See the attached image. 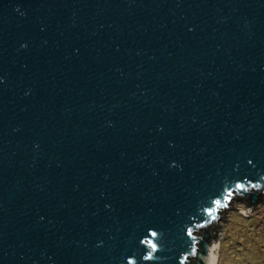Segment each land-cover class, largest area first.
<instances>
[{"label": "water", "instance_id": "95a60500", "mask_svg": "<svg viewBox=\"0 0 264 264\" xmlns=\"http://www.w3.org/2000/svg\"><path fill=\"white\" fill-rule=\"evenodd\" d=\"M263 198L264 0H0V264H214Z\"/></svg>", "mask_w": 264, "mask_h": 264}, {"label": "rangeland", "instance_id": "374dc122", "mask_svg": "<svg viewBox=\"0 0 264 264\" xmlns=\"http://www.w3.org/2000/svg\"><path fill=\"white\" fill-rule=\"evenodd\" d=\"M233 205L245 209L246 203L232 199ZM219 229L225 236L219 240L218 264H264V205L250 215L227 212Z\"/></svg>", "mask_w": 264, "mask_h": 264}, {"label": "bare ground", "instance_id": "6f19581e", "mask_svg": "<svg viewBox=\"0 0 264 264\" xmlns=\"http://www.w3.org/2000/svg\"><path fill=\"white\" fill-rule=\"evenodd\" d=\"M218 256H219V249H218V251L215 254V262H214V264H218Z\"/></svg>", "mask_w": 264, "mask_h": 264}, {"label": "trees", "instance_id": "16d2710c", "mask_svg": "<svg viewBox=\"0 0 264 264\" xmlns=\"http://www.w3.org/2000/svg\"><path fill=\"white\" fill-rule=\"evenodd\" d=\"M262 202H264V198H263ZM245 203H246L247 208H248L249 206H251V204H249L247 201H246Z\"/></svg>", "mask_w": 264, "mask_h": 264}, {"label": "clouds", "instance_id": "9594fccd", "mask_svg": "<svg viewBox=\"0 0 264 264\" xmlns=\"http://www.w3.org/2000/svg\"><path fill=\"white\" fill-rule=\"evenodd\" d=\"M153 247H155V245H153ZM130 258H128V260H129Z\"/></svg>", "mask_w": 264, "mask_h": 264}, {"label": "snow or ice", "instance_id": "6c2138e0", "mask_svg": "<svg viewBox=\"0 0 264 264\" xmlns=\"http://www.w3.org/2000/svg\"><path fill=\"white\" fill-rule=\"evenodd\" d=\"M153 235H155V233H153Z\"/></svg>", "mask_w": 264, "mask_h": 264}]
</instances>
